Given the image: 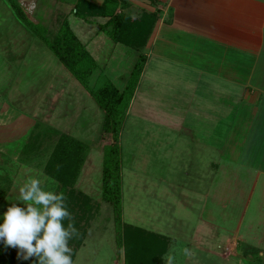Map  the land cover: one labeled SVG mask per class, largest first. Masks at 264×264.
<instances>
[{
	"label": "crops",
	"instance_id": "crops-1",
	"mask_svg": "<svg viewBox=\"0 0 264 264\" xmlns=\"http://www.w3.org/2000/svg\"><path fill=\"white\" fill-rule=\"evenodd\" d=\"M11 1L0 0V50L3 53L17 50L19 56L4 57L14 70H17L15 60L26 54L28 46L32 47L30 42L19 45L18 34L32 35L48 49L25 26L22 17L47 29L65 19L98 63L97 68L119 90L125 86L139 52L112 41L100 28L111 16L125 13L133 28L140 30L145 17L155 16L143 48L146 63L123 123L136 102L142 103L137 105L138 109H145L144 102L158 107L165 102L169 107L165 106L163 116L155 119L151 127H162L168 136L171 132L179 134L182 129L188 130L189 137L183 140L185 162L193 171L185 173L184 183L194 185V179L204 188L212 191L216 188L218 194L229 189L232 193L236 188L240 198L226 200L216 195L221 204L218 207L223 210L227 203L242 204L240 194L245 193V188H250V192L244 213L252 199L264 198V139L260 143L258 139L264 131V0H83L94 6L96 12L87 16L88 19L75 14V6L81 0H13L15 4ZM36 58L28 61L36 63ZM150 66L152 82L144 86ZM36 67L42 74L40 66ZM57 71L49 69L48 74L52 77ZM75 80L93 100L90 92ZM46 84L49 100L54 94L59 96L60 91L52 83L47 80ZM92 103L96 105L94 100ZM4 107L0 110V168L14 166L16 171L18 161L27 167L28 154L24 147L31 144L32 137L36 141L41 135L34 134L39 125L30 116ZM173 112H177L176 117ZM137 121L141 119L137 117ZM2 140L6 141V148H1ZM180 143L182 139L172 138L166 146L177 148ZM262 143L263 151L257 154L256 147ZM4 157L15 161L14 165L6 167ZM17 187L15 173L5 196L15 200ZM256 188H260L259 192H255ZM1 199L0 204L4 201ZM238 215L239 224L241 211Z\"/></svg>",
	"mask_w": 264,
	"mask_h": 264
},
{
	"label": "rangeland",
	"instance_id": "rangeland-1",
	"mask_svg": "<svg viewBox=\"0 0 264 264\" xmlns=\"http://www.w3.org/2000/svg\"><path fill=\"white\" fill-rule=\"evenodd\" d=\"M24 23L26 27H31L29 23ZM17 37L19 45L30 42L32 47L28 46L26 54L14 59L17 70L4 61V57L12 59L15 55L19 56L17 50L6 53L0 50V110L6 106L23 116H30L39 125L38 129H34V134L39 133L41 137L36 141L32 137L29 140L31 144L23 149L28 154V168L22 166L24 162L18 161L15 171L12 167L15 161L4 157L5 166L12 168H0V200L4 198L0 212L8 205L5 198H9L8 187L15 173L17 188L22 187L31 175L37 177V174H41L38 178L42 179L45 190L63 193L66 204L79 198L78 201L88 199L91 207L98 206L94 217L88 222L84 241L72 253L73 264H125L126 227L140 228L168 238L162 264H264V198L252 199L244 213L243 206L250 192V188H245L244 196L240 194L241 208L238 203H227L223 210L218 207L221 204L216 195L233 200L239 197L236 188L232 193L229 189L218 194L216 188L213 191L212 188H204L194 179V185L184 183L185 173L193 171L185 162L183 140L189 137L186 134H189L188 130L182 129L179 134L169 131L171 135L168 136L162 127H151L155 125V119H161L165 106L169 107L165 102L161 103V107L144 102L145 109H138L137 105L142 103L136 102L125 124L120 126L119 135H116L121 165L120 243L115 216L101 197L104 148L113 143L111 133L103 127L104 112L96 103L93 105L87 92L37 38L24 33ZM35 57L36 63L28 61ZM38 65L42 74L36 67ZM49 69L58 70L57 75L50 77ZM109 72L106 73L109 75ZM37 77L40 79L37 80ZM151 77L152 66L144 78V86L152 82ZM47 80L55 90L60 91L59 96L54 94L51 100L48 99ZM105 80L103 72L96 68L91 73L89 84L97 88ZM177 89L174 91H179ZM172 114L176 117L177 112ZM137 117L141 119L139 123ZM47 126L56 129H47ZM63 135L82 143V149L77 152L83 154L84 158L80 160L81 155L77 154V159L74 156L65 158V161H58L59 165L48 170L45 165ZM172 138H180L182 143L177 148L167 147ZM258 139L259 143L263 141L264 131L260 132ZM2 143L1 148H6V141L2 140ZM256 148L257 154L262 152L263 143ZM214 153L217 154L216 151ZM259 190L256 188L255 192ZM257 196L259 193H256ZM240 211L242 221L238 224ZM143 239L145 244L146 238ZM13 252L16 254L15 249ZM255 252L262 257L260 260L256 259Z\"/></svg>",
	"mask_w": 264,
	"mask_h": 264
},
{
	"label": "trees",
	"instance_id": "trees-1",
	"mask_svg": "<svg viewBox=\"0 0 264 264\" xmlns=\"http://www.w3.org/2000/svg\"><path fill=\"white\" fill-rule=\"evenodd\" d=\"M79 1L75 6V14L79 17L88 19L96 14L94 6L87 5V2ZM12 4L15 2L12 0ZM84 4L81 8L80 5ZM104 8V7H102ZM101 8V15L103 9ZM145 17L143 27L140 30L133 28L130 17L125 13L111 16L105 24L101 26L109 38L114 42H122L124 45L139 52L125 86L119 90L110 80L106 79L99 87L90 86L91 73L98 67V63L93 59L84 43H82L73 30L70 28L67 20H63L58 26H52L49 29L36 24L29 23L24 17L22 20L31 25V29L35 35L43 41L50 52L57 58L62 66L79 81V83L90 92L93 100L98 107L104 112L105 122L103 127L105 131L111 133L113 143L105 146L103 155V168L101 176V197L102 202L108 210L110 207L115 216L117 224V239L121 243L122 235L120 234V217H121V188H120V145L118 138L123 125L126 111L130 101L134 95L137 84L141 77L144 65L146 63V55L143 51L144 45L150 35V30L154 25V19ZM83 145L78 140L63 135L59 138L56 146L51 152L48 164L45 168L49 170L53 166L59 165L58 161L66 160L65 158L75 157L77 159L78 152ZM78 150V152H77ZM80 160L84 158L83 154H79ZM57 176V175H53ZM59 179V178H58ZM71 194V193H69ZM75 198V197H74ZM72 200L68 202L67 207L71 213V219H65L64 226L69 223L76 230L75 236L69 241L72 253L84 241L87 234L88 222L94 217L93 213L98 210V206H89L88 199L86 201ZM126 238V255L125 264H162L161 258L165 253L168 238L166 236L147 232L140 228L126 227L124 230ZM146 238V243L144 244ZM145 245V246H144ZM163 247V248H162ZM255 257L260 260L262 257L255 252ZM0 264H38L35 258L30 261H18L13 249L5 250L0 246Z\"/></svg>",
	"mask_w": 264,
	"mask_h": 264
},
{
	"label": "clouds",
	"instance_id": "clouds-1",
	"mask_svg": "<svg viewBox=\"0 0 264 264\" xmlns=\"http://www.w3.org/2000/svg\"><path fill=\"white\" fill-rule=\"evenodd\" d=\"M40 175L30 176L15 200L5 198L9 203L0 212V246L15 249L18 261L35 258L38 264H73L69 241L76 230L63 223L71 219L65 196L45 190Z\"/></svg>",
	"mask_w": 264,
	"mask_h": 264
}]
</instances>
